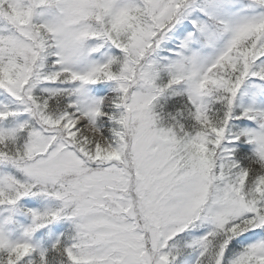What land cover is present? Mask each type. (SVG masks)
<instances>
[{
  "label": "snow or ice",
  "instance_id": "6c2138e0",
  "mask_svg": "<svg viewBox=\"0 0 264 264\" xmlns=\"http://www.w3.org/2000/svg\"><path fill=\"white\" fill-rule=\"evenodd\" d=\"M0 264H264V0H0Z\"/></svg>",
  "mask_w": 264,
  "mask_h": 264
}]
</instances>
